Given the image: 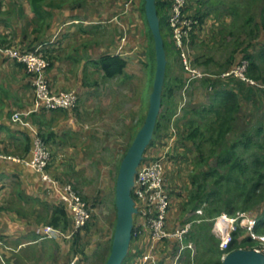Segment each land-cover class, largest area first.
<instances>
[{
  "label": "rangeland",
  "instance_id": "obj_1",
  "mask_svg": "<svg viewBox=\"0 0 264 264\" xmlns=\"http://www.w3.org/2000/svg\"><path fill=\"white\" fill-rule=\"evenodd\" d=\"M160 1L165 2L168 0ZM134 2V0H131L129 3L130 5L124 7L125 10L122 13L130 12L132 15L135 13V15L139 17V20L132 22L129 24L130 26L126 27L128 36L130 34H132L131 36L134 35L130 44L131 47L127 48L128 52L131 54V56H128V60L131 63L127 69L129 77L106 80L101 74L95 72L94 66L89 64L88 61L91 57H84L81 65H73L74 69L68 80L69 89H66L70 91L76 90L80 93L77 106L70 111H60L68 113L69 120H67L66 127L60 130L64 131V133H59L57 143L63 141L66 147L76 145V151L81 153L85 162H82L79 168H72V175L68 177H64V175L55 176L53 164L50 166V171L59 181L63 183H73L79 191L80 189L83 190L85 187L84 191H86V194L83 193V191H80V194L93 210L92 220L87 228L82 231L80 236L77 238L74 237L72 240H64L59 244V254L63 253L64 256L67 254L66 257L68 258L67 261L69 264H72L75 258L78 259V261H74L76 262L75 264L106 263L113 243V233L117 217L116 182L120 166L137 133L143 126L149 110L155 74L154 72H148L149 69L146 67L149 66L147 64L148 60L144 54L149 44L151 45L152 42L149 41L148 33L146 32L148 28L145 23V18L141 15L140 10H135ZM248 3L251 4L250 0H193L190 4L193 11L188 12L191 16L196 14L195 16L197 19L200 18L203 19V21L205 20L204 22H212V24L209 25V30L207 31L202 47L197 40L191 43L193 68L199 73L206 75L204 78L192 82L191 87L184 95L186 98L185 108L191 113L188 116L191 120L200 121V116H204L207 119L212 118V122L214 121V114H207L205 110H208V107L213 104L215 92L225 85L223 86L221 81L219 83L215 82L209 86L205 84V80H214L215 78L218 80V76L228 72L238 64H235V61H233L236 56L237 59L241 60L240 56L244 54V52H247L246 46L248 44V38L246 35H241L240 38L237 39L235 36H229L226 30H230L229 23L233 19L232 16H230L231 7L235 6L240 9L241 19L251 13L256 15L260 13L263 3L255 4L253 10L249 7ZM170 9L171 8L167 7L166 10H164L162 7V13H165L167 16ZM10 15L13 16V14ZM14 19H16V16ZM110 20H102V24H98L104 29V37L98 35L96 37L104 40L103 44L106 48H108V46L111 47V45L114 46L117 39V37L115 38L116 35L121 42L123 38L127 40L125 32L122 31L120 34L116 28L118 25L114 24V21L110 23ZM240 21L242 22L241 24H243L245 19L243 18V21ZM215 22L218 24H215ZM221 30H223L222 33H220ZM163 31L167 42V58L169 61L168 85L170 84L171 86L173 84L174 87L172 99H166V106L174 112L178 109L181 101L184 102L185 100L182 95V89L185 86L186 72L181 62L180 52L175 49L168 28L164 26ZM75 38L78 41H75L70 51L80 49L81 47H79L81 41L79 40V36H75ZM93 39L94 38H91L90 40ZM242 42H244V47L241 46L238 49L237 45L240 43L242 44ZM253 42L254 41L250 43L251 46H254ZM9 44L12 45L13 43ZM90 46L93 50L94 46ZM251 46L249 51H253L252 53L256 52L258 47L254 46L251 49ZM236 49L237 53L232 57ZM83 52H85V49H83ZM93 55L94 57L97 56L96 53ZM209 75L214 76V78H209ZM251 79L255 83L264 86L262 80ZM254 89L260 93H256ZM246 90L249 91L247 93L250 94L245 95L246 97L239 98L241 109L236 115L234 129L226 139V148L231 147L235 143L241 145L242 143L244 145L248 144L249 141L251 142L250 144L261 143V139L258 138L255 133L260 125L264 127V90L255 86H250L249 90ZM252 91L255 92L256 95H252ZM194 110L200 113L194 114ZM165 121V118L160 119L161 128L160 131L154 135L153 142L164 135L161 133H165L166 131L164 130L166 126ZM196 127H200V125L197 124L192 128ZM190 128L188 124L187 131ZM183 130L186 132L185 127ZM72 131L74 134L71 133ZM210 148V145L204 144L203 147L199 149L193 148L192 152L190 151L189 154L192 162H189L190 166L188 165L187 167V172L188 174L190 173L189 179H193V176L203 169L201 168L202 166L199 165V162L208 158L207 154ZM51 151L53 156H55L57 152H54L52 147ZM256 151H258V149L254 147L252 152ZM245 152L246 150L244 147H241L239 154L242 157L249 158L250 153L244 154ZM203 153H205L206 156L203 157L202 160L200 157H202ZM62 155H64V152H62ZM58 159L61 160L60 157H58ZM62 159H66V156ZM218 160L219 158L217 156V158L212 159L209 162L210 165L205 166L204 169L208 170L209 167L218 168ZM56 162H58V160H56ZM68 169L69 167L65 168L62 173H66ZM99 169H104L105 171V177L103 179L101 178L102 174L101 177L100 174L98 175V172L101 171ZM227 171L228 170L223 171L224 175ZM182 173L185 177L187 176L184 172H179L178 177H181ZM74 178L85 179L87 183H84L83 188H81L76 182L71 180ZM180 179H182V177ZM225 196L232 197L234 193H230L228 196L225 194ZM203 205L204 207L207 206V204ZM255 212L259 215L262 213H259V210ZM243 213H251L253 215V212L240 211L235 216H228L234 218ZM179 214L174 218V230L181 227L183 225V220L189 219L191 216L188 212H186L185 215ZM223 214L226 213H222L220 216ZM196 216L201 217L197 214ZM207 223H195L192 226L191 232L185 237V243L191 242L193 244V249L185 251L180 264H207L208 259L214 257L206 251L208 247L217 246V243L215 245L216 241L209 237H214L218 240L219 238L213 231V222L208 221ZM209 224L211 228L207 227L208 229H201L202 226H209ZM240 231H242L241 234H243V236H246L245 230ZM203 235L207 238H204ZM196 236H203L202 238L206 240L205 243L203 245L200 244ZM179 244L178 242L166 243L165 247L168 248L171 245L178 247ZM204 247L206 249H204ZM219 248L221 249L220 243ZM223 259L224 257H222V261Z\"/></svg>",
  "mask_w": 264,
  "mask_h": 264
},
{
  "label": "crops",
  "instance_id": "obj_2",
  "mask_svg": "<svg viewBox=\"0 0 264 264\" xmlns=\"http://www.w3.org/2000/svg\"><path fill=\"white\" fill-rule=\"evenodd\" d=\"M130 1L54 0L55 7L49 8L44 4L43 15H36L30 0H3L0 8V45L13 43L9 45L20 51L43 47L52 60V66L48 70L50 87L54 92L65 91L69 89L68 80L73 72V65H81L84 57H91L88 61L89 64L94 66L95 72L103 77V74L93 64L94 61L107 54L108 51L115 54L120 51L126 59L131 56L127 48L131 47L134 35L130 34L129 37L126 27L139 20V17L130 12L122 14L125 10L124 7L130 5ZM134 1L135 10L139 11L141 0ZM192 1L189 2L190 9H192L190 6ZM15 16L16 19H14ZM107 19H111L110 23L114 21V24L118 25L116 28L120 34L122 31L125 32L127 37L125 43L118 40L116 35L114 46L106 48L103 44L104 40L96 38L97 35L104 37V29L98 24H102L101 21ZM209 22L211 21L204 23L196 37L201 47L209 25L212 24ZM215 24L218 23L215 22ZM75 36H79V40H81L79 47H81L70 51L75 41H78ZM91 38L94 39L90 40ZM90 45L94 46L93 50ZM94 53L97 56L94 57ZM221 81H224L223 88L237 92L239 98L250 94L246 89L249 90L251 85H246L236 79ZM254 90L256 93H260L256 89ZM71 91L76 92L80 99V93L76 90ZM255 92L252 91L251 94L254 95ZM34 107L35 89L32 77L23 65L0 55V152L2 154L26 160L32 158L33 135L30 129L12 122L11 117L16 112L30 113ZM68 116V113L60 111L32 112L28 116L29 121L38 130L41 129L44 133L54 135L56 141L53 138L51 147L57 153L53 156L51 164L55 168V176L68 177L72 175V168H79L81 163L85 162L81 153L76 151V145L66 147L63 141L57 143L59 133H64L60 130L66 127ZM71 133L74 134L73 131ZM165 142L164 138L155 141L148 151V161L154 160L163 152L166 146ZM192 149L191 143H185L182 148L173 147L165 162L167 192L171 202L169 213L171 229H174V218L178 216L179 212V215L182 214V205L188 201L189 195L194 189L193 179H189L190 173L187 172V167L190 166L189 162H192L189 154ZM65 156L66 159H62ZM68 167L67 172L63 174V170ZM179 172H184L188 177L182 173V179H180ZM99 174L100 177L102 174L101 178L103 179L105 177L104 169L98 172ZM71 180L81 188L84 183H87L85 179L74 178ZM84 188L80 191L86 194ZM46 190L33 170L24 164L0 158V264H69L67 254L65 256L63 253L59 254V244L64 241L62 238L43 239L46 227H57L55 225L57 224L60 225L59 228H63L65 220H68V224L72 225L73 223L67 210L64 211V218L58 221L57 204L59 202L57 197L50 195ZM196 211L193 214L196 215ZM138 228L139 232L133 235L130 257L126 264H138L142 255L150 252V233L144 227ZM166 243L174 242L170 241L159 245L155 257L158 264L173 262L176 246L171 245L166 248Z\"/></svg>",
  "mask_w": 264,
  "mask_h": 264
},
{
  "label": "trees",
  "instance_id": "obj_3",
  "mask_svg": "<svg viewBox=\"0 0 264 264\" xmlns=\"http://www.w3.org/2000/svg\"><path fill=\"white\" fill-rule=\"evenodd\" d=\"M48 2L49 0H30L32 9L36 15H43L42 9L44 4L46 7L49 8L55 7V4L53 3L54 0H51L49 3ZM189 2L190 0H188V3ZM250 2L251 4L249 3L248 4L252 10L255 4L263 3L260 13L257 15L252 13L246 15L245 17H243L245 19L244 23L241 24L242 22L240 20L243 21V18L241 19L240 9L235 6L231 7L230 16H232L233 19L229 23L230 30L227 31L226 28L225 30L226 32H228L229 36H235L237 39H239L241 35H246V37L248 38V44L246 46L247 48L245 47L247 49L246 50L247 52H244V54H242L240 58L247 60L249 63L248 76L256 80H262V82H264V0H250ZM169 4H171L170 0L165 2L157 0V9H158L159 17L161 19L162 34L165 40L166 50H167V42L165 39L163 27L166 26L170 34L171 31L167 24V19L169 14L167 16L165 15V13L163 14L162 7L164 10H166L167 7L171 8V5ZM138 9L140 10L141 15L144 16L145 18V23L148 28V31L146 32L148 33L149 41L152 42L151 45L149 44L148 49L144 54L147 57L148 60L147 64L149 65L146 67L149 69L148 72H154L155 74L156 72L155 44H154L153 35L151 33L146 18L145 0H141V4ZM187 11L190 12L193 11V9H190L189 4L187 6ZM195 15L196 14H193L192 17L195 18L198 24L194 27V32L192 34L193 42L196 41L197 34L201 31L202 26L205 23L204 22L205 20L203 21V19L200 18L197 19ZM223 30H221L220 33H222ZM251 40L254 41L253 42L254 46L258 47L256 49L257 51L254 53H252L253 51L251 52L249 51L251 46L250 43L252 42ZM6 44L8 43L2 45H6ZM243 45L244 42H242V44L241 43L238 44L237 45L238 49ZM254 46H251V49ZM34 49H31L30 51H33ZM43 53L45 54V57L49 60L51 67L52 66L51 57L48 56L47 51L43 50ZM236 53H237V49L233 52L232 57H234ZM233 61H235L236 64L239 63L240 59H237L236 56L235 60L233 59ZM93 64L97 67L98 71L103 74V77L106 80L129 77V75L127 74V69L129 67L130 62L128 59H126L123 53L118 52L117 54H115L109 52L107 54L102 55L98 60L94 61ZM167 70L168 72L166 75V81L163 91L162 111L160 113L157 122L155 134H157L161 128L160 119L165 118L166 126L164 130L166 131L165 133H161L164 134L162 137L160 136L161 138H164V141H166L165 144L174 134L171 128V124L173 123L174 124L173 128L176 129V140L174 147L178 146L182 148V145H185V143H191L194 149L195 148L199 149L203 147L204 144H208L211 146L207 154L208 158H206V160L202 162H199V165L202 166L201 168L203 169L200 172L196 173L195 176H193L194 189L191 191L188 201L184 205H182V215H185L186 212H188V214L189 213L191 214L189 219L187 218L186 220H183V224L189 221H197V220H200L201 221L200 223L205 224L211 219L217 218L222 213H226L229 216H235L240 211H246V212L248 211V212H253L252 216L258 218L260 223L258 225L257 230L260 233L261 232L264 233V127L260 125L255 133V135L261 139V143L250 144L251 142L249 141L248 144L245 145L242 143V145L244 146L235 143L231 147L226 148V144H225L227 141L226 139L228 135L231 133V131L234 129L236 115L240 112L241 109L238 93L233 90H226L225 88H219L215 92L213 97V104L208 107V110H205L207 114L210 113L214 114L213 122H212V118L207 119L204 116H200V121L189 119L188 116L191 113H189L186 110V108H183L181 114L178 117H176L180 105L178 109H176V111L174 112L172 111V109L166 106V99L171 100L174 92V87L172 82H171L172 84L171 86L170 84L168 85L169 83L168 66H167ZM215 82L219 83L221 82V80L220 79L205 80V84L209 86ZM223 82L224 81H222L221 83L223 84ZM193 113L199 114L200 112L194 110ZM187 123L191 127L190 129H188V131H187V126H188ZM197 124H199L200 127L192 128ZM184 127L186 128V132L183 130ZM39 132L42 134L43 138L51 146V141L53 140L54 135L53 134L49 135L47 133H44L41 129H39ZM155 141L154 142L152 141L151 145L147 149L144 160H147L148 151L155 143ZM241 147H244V149L246 150L244 154L250 153L249 158H246L244 156L242 157L239 154V150ZM254 147L257 148L258 151L252 152ZM190 151L192 152V150ZM205 156L206 154L203 153L200 159H202ZM217 156L219 158L217 163L218 168L209 167L208 170H205L204 169L205 166L210 165L209 162L212 159L217 158ZM224 170H228L225 175L223 172ZM230 193H234V196L232 197L225 196V194L228 196V194ZM203 204H207V206L204 207V214L201 215V217H198L195 214H193ZM57 205H58L57 208L59 209L58 221H61L62 218H64L63 216L64 211L67 209L60 203H58ZM256 210H259V213L260 212L262 213L260 215L256 214L255 212ZM68 223H69L68 220H65V224L63 228H59L60 225L57 224H55L57 227L54 226V228H58L61 229L62 231L67 232L71 227V223L70 224ZM207 227L211 228V225L210 224L209 226L204 225L201 227V229H208ZM241 232L242 231H238L237 233L234 234V241L230 245L229 250L226 252L222 251L219 248L220 240L214 237H209L210 239L216 241L215 245L217 243V246L208 247L207 249L204 247V249H206V251L210 255H212V257L214 256L213 258L210 257V259H208L207 264H223L222 257H224L225 254L232 253L241 248L244 249L251 248L254 243L251 242V240L247 237V234L246 236H243ZM81 233H78L75 236V238L80 236ZM203 236L204 238H207L205 235ZM203 236H199V237L196 236L198 238V242H200V244L202 245L206 241L202 238ZM177 248L178 247H176L175 251H177ZM129 257H130V252L124 264L127 263Z\"/></svg>",
  "mask_w": 264,
  "mask_h": 264
},
{
  "label": "built area",
  "instance_id": "obj_4",
  "mask_svg": "<svg viewBox=\"0 0 264 264\" xmlns=\"http://www.w3.org/2000/svg\"><path fill=\"white\" fill-rule=\"evenodd\" d=\"M2 2L3 0H0V8ZM170 2L171 9L167 24L171 31L174 46L180 52L181 62L186 72L185 86L182 89V95L185 100L184 102L181 101L176 115L178 117L186 106L184 95L191 87V83L204 78L206 75L199 73L193 68L191 43L194 27L198 22L187 11L188 0H170ZM125 40L123 38L122 42L124 43ZM0 55L23 65L27 73L32 77L35 89V107L30 113H37L43 110L70 111L76 108L79 101L76 92L70 90L52 91L48 80L50 62L43 53V47H37L33 51H20L9 44L0 45ZM248 67V61L241 59L234 68L218 76L217 79H236L264 90V86L255 83L248 77ZM209 78H214V76L209 75ZM30 113L16 112L12 115L11 120L30 129L33 135L32 158L26 160L7 157L1 152L0 158L24 164L33 170L38 175L40 182L44 184L46 191L50 195L57 197L58 202L70 213L73 223L67 232L49 226L45 228L43 239L58 237L63 240H72L90 223L93 217V210L73 183H63L51 174L50 165L53 160L51 146L43 138L39 130L29 121L28 116ZM173 125L172 123L171 128L174 134L166 143L163 152L154 160H144L135 177L132 196L138 213L135 216L133 233L139 232L138 227H144L150 233V252L142 255L138 264H158L155 261V257L159 245L170 241L180 243L171 263L180 264L185 251L193 249L191 242L185 243V237L191 232L195 223L201 222L200 220L187 222L175 230L170 228L169 213L171 202L167 192L165 162L169 158L176 140V129L173 128ZM196 214L200 216L204 214V205L196 211ZM210 221L214 224L213 231L220 240L222 251L226 252L229 250L230 245L234 241L235 233L245 230L247 237L254 243L249 250H254L264 255V233H260L257 230L260 221L257 217L252 216L251 213H243L234 218L223 214ZM227 255L225 254L224 258ZM75 260L78 261L77 258ZM74 261L72 264L76 263Z\"/></svg>",
  "mask_w": 264,
  "mask_h": 264
},
{
  "label": "water",
  "instance_id": "obj_5",
  "mask_svg": "<svg viewBox=\"0 0 264 264\" xmlns=\"http://www.w3.org/2000/svg\"><path fill=\"white\" fill-rule=\"evenodd\" d=\"M145 12L155 44V79L147 117L128 149L117 177L115 232L111 252L105 264H124L129 255L133 239L135 216L138 213L132 196V190L137 171L143 163L145 153L154 139L163 105L168 58L162 34L161 19L157 9V0H145ZM223 264H264V255L254 250L241 248L229 253L223 259Z\"/></svg>",
  "mask_w": 264,
  "mask_h": 264
},
{
  "label": "bare ground",
  "instance_id": "obj_6",
  "mask_svg": "<svg viewBox=\"0 0 264 264\" xmlns=\"http://www.w3.org/2000/svg\"><path fill=\"white\" fill-rule=\"evenodd\" d=\"M189 4V3H188Z\"/></svg>",
  "mask_w": 264,
  "mask_h": 264
}]
</instances>
